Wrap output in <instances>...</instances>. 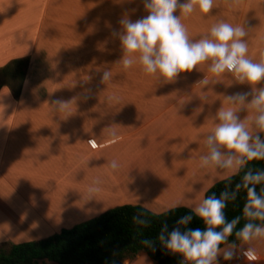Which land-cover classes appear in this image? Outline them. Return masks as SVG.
<instances>
[{
    "label": "crops",
    "instance_id": "0c3cea01",
    "mask_svg": "<svg viewBox=\"0 0 264 264\" xmlns=\"http://www.w3.org/2000/svg\"><path fill=\"white\" fill-rule=\"evenodd\" d=\"M145 15L141 0H0V247L48 237L125 203L193 209L210 186L236 173L201 167L200 157L221 107L248 123L252 110L226 98L251 86L229 73L213 76L208 62L167 82L138 63L124 69L119 20ZM180 19L193 40L220 20L243 24L247 55L260 60L264 0H214L208 13L195 9ZM28 56L23 80L2 73ZM105 70L110 78L102 81ZM57 101L68 103L57 111ZM94 181L98 190L89 193ZM241 244L236 252L252 247L257 256L241 264H264V238ZM217 261L234 264L220 254ZM122 264L156 263L140 251Z\"/></svg>",
    "mask_w": 264,
    "mask_h": 264
},
{
    "label": "clouds",
    "instance_id": "9594fccd",
    "mask_svg": "<svg viewBox=\"0 0 264 264\" xmlns=\"http://www.w3.org/2000/svg\"><path fill=\"white\" fill-rule=\"evenodd\" d=\"M141 3L147 15L134 21L122 16L120 29L115 33L123 52L119 60L123 68L138 63L143 72L155 74L167 82L175 80L180 73L190 72L201 62H208V71L213 76L229 73L237 83L250 85V91L237 92L226 99L229 105L239 104L254 114L245 123L239 119L235 108L221 107L215 114L214 127L204 138L207 153L200 157V163L201 167L213 165L239 172L249 161L264 160V139L257 134L264 133V85L257 87L264 81V50L260 52L259 61L249 58L247 29L243 24L234 26L223 20L214 23L199 39H190L180 15L187 16L195 9L208 13L214 0H141ZM177 10L179 15H174ZM109 78L110 70H105L102 81ZM200 82L207 84L208 80L204 76ZM54 103L60 111L68 102ZM221 148L227 151L222 152ZM109 167L116 169L117 162L111 161ZM96 183L94 181L89 187V193L98 190ZM256 185L262 186L259 192ZM241 187L246 189L242 213L247 220L234 235L243 245L264 238V168L245 171L236 185L238 189ZM228 198L227 192L219 197L215 193L207 195L191 213L179 217L177 227L170 232L167 224H163L157 240L165 249L181 254L191 264H218V254L224 260H231L237 244L228 243V237L233 235L240 217L226 220L224 208ZM231 198H235V193ZM192 214L200 218L205 227H184L182 231L181 226L190 223ZM133 222L147 224L141 215L133 216ZM142 243L151 246L152 241L145 239ZM242 255L249 261L257 258L252 247L244 248Z\"/></svg>",
    "mask_w": 264,
    "mask_h": 264
},
{
    "label": "trees",
    "instance_id": "16d2710c",
    "mask_svg": "<svg viewBox=\"0 0 264 264\" xmlns=\"http://www.w3.org/2000/svg\"><path fill=\"white\" fill-rule=\"evenodd\" d=\"M13 62L21 65L22 69L17 68L16 73L23 80V67H27L28 59ZM9 67L7 65L2 68V73H7ZM249 168H264V160L249 161L246 168L217 181L205 193V197L212 193L219 197L222 192H227L229 198L224 208L226 220L240 217L239 223L233 229V235L228 237V243L241 242L235 238L234 233L247 220L242 213L246 189H238L236 185L241 182V177ZM261 187L256 185L257 192ZM233 193L234 199L231 198ZM191 211L192 208L187 206L154 212L141 204L117 205L48 237L1 246L0 264H122L124 260L134 259L140 251H145L156 264H185L181 254L165 249L157 237L163 224H167L170 232L177 227L176 221L179 217ZM136 215H141L147 224L134 223L133 216ZM184 227L203 229L205 226L200 218L192 214L190 223L181 226L182 231ZM145 239L152 241L151 246L142 243Z\"/></svg>",
    "mask_w": 264,
    "mask_h": 264
},
{
    "label": "rangeland",
    "instance_id": "374dc122",
    "mask_svg": "<svg viewBox=\"0 0 264 264\" xmlns=\"http://www.w3.org/2000/svg\"><path fill=\"white\" fill-rule=\"evenodd\" d=\"M20 59H26V60L28 59V63H29V61H30L29 56H28V57L15 58L14 60L17 61V60H20ZM8 65H10L9 70L7 71V72H8L7 74H9V75H11V74H13V73L16 74V70H17V68L22 69V67H20V65H18V62L14 63L13 60L10 61ZM6 66H7V65H6ZM6 66H5V67H6ZM2 68H4V67H2ZM23 68L26 70V66H24ZM24 72H25V71H24ZM3 74H5V73H3ZM0 75H1V72H0ZM0 78H1V76H0ZM8 80H10V79H8ZM54 80H55V77H54V76H53L52 78H50V80H49V85H53V84H55ZM44 89H45V88H44ZM98 122H102V121H99V120H98V121H97V120H95V121L90 120V121H89V123H92V124H95V123H98ZM90 129H97V130H99L98 127H96V128H94V127H90ZM101 129H103V128H101ZM97 143H98V142H97ZM97 143H95L94 139H92V138L90 139V145H91V147H93V148L97 147ZM124 144H125V141H124L123 143H119V144H116V145H111V146L107 145L108 147H106V148L103 150L102 153H104L105 151H107V153L110 152V151H113L114 149H116V148H118V147H120L121 145H124ZM90 158L92 159V161H95V162L98 161V159H97L95 156H93V154L90 155ZM108 165H109V164H108ZM106 173H108V172H106ZM49 264H57V263H55V262H50Z\"/></svg>",
    "mask_w": 264,
    "mask_h": 264
},
{
    "label": "built area",
    "instance_id": "2783aa9c",
    "mask_svg": "<svg viewBox=\"0 0 264 264\" xmlns=\"http://www.w3.org/2000/svg\"><path fill=\"white\" fill-rule=\"evenodd\" d=\"M244 258L245 257L242 255V250H240V251H237L236 254L233 256V258L228 261L234 264H241Z\"/></svg>",
    "mask_w": 264,
    "mask_h": 264
}]
</instances>
